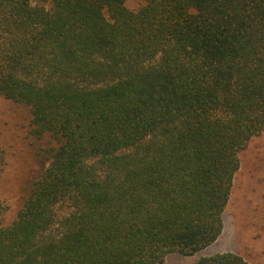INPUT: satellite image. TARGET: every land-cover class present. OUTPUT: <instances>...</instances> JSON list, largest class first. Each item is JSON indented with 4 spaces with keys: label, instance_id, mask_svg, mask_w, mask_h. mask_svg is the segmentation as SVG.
<instances>
[{
    "label": "trees",
    "instance_id": "1",
    "mask_svg": "<svg viewBox=\"0 0 264 264\" xmlns=\"http://www.w3.org/2000/svg\"><path fill=\"white\" fill-rule=\"evenodd\" d=\"M125 1L0 0V97L52 144L0 264H158L222 233L264 129V0Z\"/></svg>",
    "mask_w": 264,
    "mask_h": 264
},
{
    "label": "rangeland",
    "instance_id": "2",
    "mask_svg": "<svg viewBox=\"0 0 264 264\" xmlns=\"http://www.w3.org/2000/svg\"><path fill=\"white\" fill-rule=\"evenodd\" d=\"M141 0H126L137 11ZM48 137L33 132L28 107L0 97V204L1 225H9L32 182L48 165ZM228 203L223 212V230L209 247L192 255L171 254L158 264H195L200 257L230 252L247 264H264V129L240 153Z\"/></svg>",
    "mask_w": 264,
    "mask_h": 264
}]
</instances>
